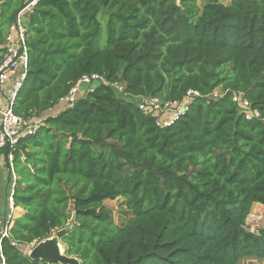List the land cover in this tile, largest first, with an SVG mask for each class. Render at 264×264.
<instances>
[{"label": "trees", "instance_id": "1", "mask_svg": "<svg viewBox=\"0 0 264 264\" xmlns=\"http://www.w3.org/2000/svg\"><path fill=\"white\" fill-rule=\"evenodd\" d=\"M26 4L0 0V60ZM25 28L11 109L38 125L12 152L10 240L20 247L1 243L4 264H55L21 248L60 230L81 264L264 259V227H246L253 204L264 206V121L232 100L242 93L264 119V0H38ZM91 74L104 82L43 118ZM114 83L131 97H201L160 128ZM115 200L114 217L104 202Z\"/></svg>", "mask_w": 264, "mask_h": 264}, {"label": "built area", "instance_id": "2", "mask_svg": "<svg viewBox=\"0 0 264 264\" xmlns=\"http://www.w3.org/2000/svg\"><path fill=\"white\" fill-rule=\"evenodd\" d=\"M37 1L38 0H27L26 6L17 14L15 22L9 27L8 34L5 37L3 44L4 53L0 60V90L4 88L10 76L15 75L20 68L19 77L12 84L9 100L4 108H0V155L2 150H8L7 162L10 174V195L7 200V209L5 214L0 217V264H4V259L1 254V243L3 241H8L12 246H18L10 240V230L13 226L16 212L12 201V192L16 180L12 164V152L15 150L19 140L32 135L38 125V122L35 120L25 119L15 115L11 109L13 99L21 87V83L27 71L28 36L25 28V14L37 3ZM94 82L99 85V83L104 82V78L97 74L82 77L62 101L71 106L78 96L93 89L90 87L81 90V86L91 85ZM111 87L117 92L118 96L130 102H134L136 108L154 118L156 125L160 128L167 127L178 120V118L186 112L189 103L195 97H201L199 92L189 90L180 102H163L155 97L145 98L126 95L123 92L122 86L118 83L112 84ZM215 92L212 94L215 98L221 95V93L218 95ZM232 100L236 102L239 111L246 118L264 121L257 111L251 110L249 103L242 93H233Z\"/></svg>", "mask_w": 264, "mask_h": 264}, {"label": "rangeland", "instance_id": "3", "mask_svg": "<svg viewBox=\"0 0 264 264\" xmlns=\"http://www.w3.org/2000/svg\"><path fill=\"white\" fill-rule=\"evenodd\" d=\"M221 2H223L224 4L227 2V0H221ZM202 0H198V5L201 6L202 5ZM10 82V79H9ZM98 84L97 83H92L91 85H82L81 89L85 90L86 88H95ZM216 94L219 95L220 91L217 90L215 92ZM211 98H215L214 95L211 96ZM67 105V103H66ZM59 106V107H58ZM56 107H58V109H65V104L63 102H59V104H57L53 109H55ZM52 110V109H51ZM62 111V110H61ZM56 112V111H55ZM49 112L46 111L42 116L47 117L48 116H52L51 114H48ZM59 113V112H58ZM56 113V114H58ZM54 117V116H53ZM120 200H115V201H105L104 205L111 210L113 216H116V211H117V207L119 204ZM6 212V211H5ZM5 214V213H4ZM246 227L247 230L249 232L252 233H256V231L262 227H264V206H261L259 204H253L250 214L248 215L247 219H246ZM56 233V232H55ZM55 233H53L52 236L55 235ZM33 246H23L22 252L25 255H28L29 251L32 249ZM239 264H264V259L262 260H257V259H253V258H244L240 261Z\"/></svg>", "mask_w": 264, "mask_h": 264}, {"label": "water", "instance_id": "4", "mask_svg": "<svg viewBox=\"0 0 264 264\" xmlns=\"http://www.w3.org/2000/svg\"><path fill=\"white\" fill-rule=\"evenodd\" d=\"M202 2L205 4L207 0H202ZM65 233V230H60L54 236L34 245L27 255L28 258L33 261H45L55 264H81L77 258L67 256L64 253L60 238Z\"/></svg>", "mask_w": 264, "mask_h": 264}, {"label": "crops", "instance_id": "5", "mask_svg": "<svg viewBox=\"0 0 264 264\" xmlns=\"http://www.w3.org/2000/svg\"><path fill=\"white\" fill-rule=\"evenodd\" d=\"M19 69L17 70L15 75L10 76V78H9L10 82L8 80L6 85L4 86V88L0 90V108H4L6 106L8 100H9L12 84L19 77V72H20ZM61 102H63V101H61ZM66 106L67 105L65 104V107ZM58 107L48 111L49 112L48 114L56 115V113L60 112L61 110H64L63 108L58 109ZM46 116H48V115H46ZM35 121L38 122V120H35ZM8 180H9L8 169L5 166L3 158L0 156V214L1 215H3L7 209V200H8V197L10 195V191H9L10 188L8 185Z\"/></svg>", "mask_w": 264, "mask_h": 264}]
</instances>
